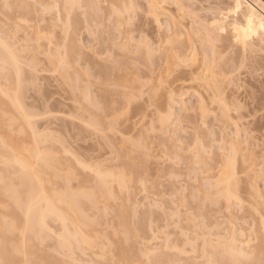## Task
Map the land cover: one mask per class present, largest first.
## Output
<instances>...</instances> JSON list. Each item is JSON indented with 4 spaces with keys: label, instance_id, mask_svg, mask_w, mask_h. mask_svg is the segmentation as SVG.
Segmentation results:
<instances>
[{
    "label": "rangeland",
    "instance_id": "obj_1",
    "mask_svg": "<svg viewBox=\"0 0 264 264\" xmlns=\"http://www.w3.org/2000/svg\"><path fill=\"white\" fill-rule=\"evenodd\" d=\"M93 1L90 2V4L92 3L91 6H93ZM112 1L115 2L101 0V11L98 10L99 19L97 18L92 21V17L94 18L97 15L96 12L94 16L92 11L89 15L90 17H88L91 19L89 23L86 22L88 18H84L86 21H83V16L87 17L88 14L83 15V8H80L81 5H79L78 8H74V10H72L73 13L78 9L75 11L76 16L72 13L75 16L72 17L77 19V24L75 23L76 21L74 22L77 28L72 30L75 25L73 26L71 22V26L73 27L71 28L68 20L73 18L67 17L66 13L68 12L67 10L65 11L63 0H0V40L5 41V43L7 42V46L10 45L9 47L11 49L8 48L14 52V56L16 54V59H18L16 62L17 64H15L20 67L19 71L21 70L19 73L17 71L19 77L18 83L15 82L14 78L5 80L4 77L0 76V87L4 88L8 95H11L12 92H17L22 110L27 114V119L33 123L32 126L34 125V130L37 131V133H35L36 138H40H37L39 147L44 149H46L45 147L51 148L52 154L56 155L55 158L58 156L60 157L57 158V162L60 161L58 162L61 166L60 168L64 171L70 170V172L74 173L73 175L75 176H72L70 181L72 190H88L87 188H90L89 186L92 187V185H90L91 180L87 181V178L84 177H88L89 179L94 178L96 176V170H100L101 168H105V170H107L106 168H109V170L111 168V171H113L112 173L118 172L119 166H110H113L114 162H116L115 159H113L114 151L117 148L115 144H117L116 146H120L125 142H119L121 137L128 139V142L125 145L123 144L124 146L129 145L130 141L137 138L141 141L140 143H143V146L145 145L144 147L147 148L146 150L149 152L147 155H149V157L147 156L148 159L146 164L144 163L142 173L140 172L142 179L141 181L139 180L140 182H126V184H128L127 186L125 185L126 188L123 186L124 188L122 187V190L117 187V181L112 182L115 179L113 178L111 184L108 183L111 194L109 197L111 198L108 199L106 197V200L102 195V197L97 196L98 199L96 201L98 203H95V208L93 205L90 207L88 203L84 205L83 210L85 215L93 222L91 223L88 220L91 226L88 224L85 229L96 241V245L93 248L95 252L105 251L108 248L114 249V243L117 240V235H115L117 232L115 233V230H118V227L121 228L122 226H117V218H115L116 216L113 217V213H115L113 211L118 209L117 207L120 204L126 203L128 207L130 206L133 208V211L131 210V212H133V216L131 217L133 218H130L135 224L134 228L135 226L137 227L135 242H137V246L142 242L141 248L145 250L143 252H146L144 255H141V260L137 264H216L217 262L213 260L215 257H209L210 252H212L211 250H213L212 248L214 247L215 249V245L218 244L216 240L220 243L230 242L232 239H234L235 245H238L237 247L244 249L243 256L241 254L239 256L231 254V256L235 255V257H239L236 263L253 264V261L249 259L252 257H248L249 253L247 250H249L251 244L255 243V237L264 232V125L262 126V124H264V52L261 50L260 52L262 53L258 54V51H255L254 54L257 55V58L253 53V55L248 54L249 56H244L246 62L240 55L239 58L235 56L240 60V63L244 61L242 65H240L236 58H234L236 60L233 59L234 61L231 60L234 62V65L231 61L228 62L227 68L231 66V68H233L235 65L241 67L240 69L236 67L238 70L233 68L232 70L235 71L229 69L231 74L230 72H228L229 74L227 72H225L227 74L221 73L222 76L226 75L223 77L224 79L228 76L226 80L230 77L228 80L231 81L228 82V86L225 85L226 83L224 85L222 84L224 86L222 90H226V87H228V91H224V98L228 97L227 95L230 94L227 101L233 98L234 103L238 106L236 107V105L233 104L232 99L230 102L236 109L230 112L229 109H234V107L230 106L231 104L227 102V105H229L228 111L230 112L229 117L231 120L233 119V121L231 123H229L230 121L227 122L228 124L220 122V119L224 118L216 117V114L219 112L218 106L213 109V111L218 109L214 111L217 112L214 115L213 112H210V109L213 107L210 108L209 106L211 105H209L208 107L210 109L208 116L210 117V115H212V119L209 117L205 118V120H208V118L211 120H208L209 122L206 120L208 123L204 121V123H206L202 125L203 131H207L206 136L204 137L205 133L203 135V132H200V135H203L205 139L207 136V139H209V136L212 138L206 148L209 152H205V155H208L209 158L221 152L229 154L231 151L230 145H233L237 141L242 149L238 154L243 153L246 155L247 153V155H250L254 162L252 167H254V169L260 168L263 172H260V175L251 176L252 172H254V169H252V172H250L251 175L249 172L248 174L244 173V175H249L248 177L246 176L247 178H244L243 174L239 171L240 169L237 170L240 176V188L239 191H237L239 192L238 198L240 195V205L232 204V206L230 205L226 208L222 197H219V201L217 200L218 202L215 201L207 205L205 202L208 201L209 196H211L210 193L213 191L212 185L210 186V184H213L214 181L212 180H214L215 176L217 177V175H215L216 168H214L213 165L216 166L215 163L218 160L220 161V158L214 157L215 159H212L214 162L217 159L215 163L210 161L211 159L205 158L208 159L211 164L213 162L211 168H208L209 170L203 165L206 163L210 166V164L207 163L208 161L203 163L202 161L199 162L200 166L202 163L203 168L202 166L199 167L196 160L193 162L195 159L192 156V153L194 154L195 152L193 142L200 141L198 139L194 141V138L197 137L201 139V136L198 133H196V135H198L195 136L194 129L192 127L190 128L192 117H189L190 121L186 119L185 115L187 111L185 110V112L180 108L182 104H187L188 107L193 106L194 108L191 107V109L193 108L191 113H194V109L197 110V105L195 104L198 99L196 97L199 96L197 92H199L200 88L197 92L194 91L197 87L191 88L189 85L191 84L189 83L191 79H189L187 72H176V75L173 72V74L178 77H175L174 80V75L172 77L166 76L163 80L161 78L164 76L161 75L162 77L160 78V72H137L140 76L137 78L138 80L141 79L139 81H142V84L137 86L133 91L138 96L135 95L136 97L134 96L135 98L129 101L128 104H125L124 101L120 99H117L118 102H113L115 103L114 107L116 110L110 116L117 117L118 122L121 123L117 125L116 130L109 131L105 134L98 130L103 127L100 126V128L97 127L98 129H96L93 121L94 118L91 120L93 114L90 112L95 108H93L92 105L89 106L87 99H95L94 94H97L95 86L93 85L94 87H92L91 85L93 82L98 81V78L94 76L97 73L94 71L96 65H105L111 60H116L121 63L125 59L140 65L138 62L139 36L146 35L148 40H145L150 41L151 45H153L152 50H156L155 47L159 48L165 45L161 34L164 31L163 23L168 19V14L170 12L173 15H182V22L191 21L188 23L189 25L196 26L198 24L199 27H201L207 23L204 22L207 16L206 14H208V18H206L205 21L209 19L211 11L216 8L213 7V9H210V7L215 6L214 4H217L219 7V5L225 3L221 2L222 4L218 5L219 1L216 2V0H166V2L160 5H162L161 7L163 10L167 11V14H162V12H160L161 9L160 11H156V16L153 11L150 10V0H132L134 6L132 5L130 9L123 7L121 0ZM248 1L250 2L251 0ZM79 2L81 1H78V3ZM86 2H84L85 5L88 4V2ZM252 2H255L254 4L257 2L258 5L264 4V0H253ZM84 3L82 0L81 4L83 5ZM113 3H115L114 6ZM228 4H230V1ZM180 6L182 7L180 8ZM85 7V11L89 10L88 5ZM225 7L222 5V8ZM113 8L115 12H112ZM169 10L170 12H168ZM217 10L218 9H216V11ZM208 11H210V13ZM86 13H88V11ZM202 13L204 15L203 20ZM213 13H216L215 10ZM199 18H201L202 22L205 24L201 23ZM193 20H195V23L196 20L199 21L201 25L198 22L192 24ZM136 24H139L142 28H138L139 25ZM165 25L166 24H164V26ZM134 26H136L138 30ZM66 36H68L69 40L71 39V43ZM74 38H78L77 45L80 44V48H82L79 49L81 52L78 51L80 52L79 55H77L78 46H76V40ZM66 39L69 41L68 45L75 42L73 43V47L76 50L72 53H76L73 55V62H71L70 58L68 59L71 62L70 64L68 62L69 67L74 63L73 68L71 67L70 69L68 67V71H70L68 76L70 74L73 78L77 79L76 75L79 74L78 77L80 81L79 79L77 81L80 82L82 85L81 87L79 84L74 83L73 86V78L70 76L69 78H64L67 72H62V74L59 71L60 69L58 70V66H60L58 63L59 61H57L58 57L60 56L59 58L62 59L64 56L65 59L66 53L64 54V52L69 48L68 45L65 44L68 42ZM64 45L67 47L65 48ZM142 46L143 44H141V47ZM260 55L261 57L258 58ZM248 57L250 59L255 57L258 60L253 58L252 61V59L250 60ZM254 60L258 62L260 60V62H262V64L259 62L261 66H258V63H256V65ZM257 66L258 68H256ZM14 68L16 69L15 65L13 66V70H15ZM74 69H77V71H74ZM86 69L87 71L90 70V72L93 71L91 72L93 75H85V73H87ZM13 70L11 72H14ZM87 76L91 78V81H88L90 78ZM86 77L89 83L92 82L90 85L85 81ZM70 78L71 80H69ZM182 79H184V83L188 81L184 85L189 83L187 86H184V89ZM77 81L75 83H77ZM160 81L161 85H159ZM179 82L182 86L179 85ZM194 82L195 81L192 83L193 85ZM87 83L91 88H88V86L86 87L90 90H87L86 95L89 98L86 99L85 97L87 96H82L80 88H84L83 90L86 91V88L83 86ZM195 83L197 84V82ZM179 86H181L182 89ZM189 86L191 89H186ZM167 90H171L175 98L173 104L174 108L172 107L174 109L173 112H175L173 116L175 115L178 119L184 118L183 121H174L173 119L177 118L172 117V122L171 119H169L168 126L165 125L164 129L163 127L160 129L156 118L159 114H166L160 113L162 109L159 103H161L164 109L165 103L167 104ZM202 91L203 89L201 88V95L203 94ZM226 92H228V94H226ZM204 94L202 95L203 97H205ZM0 96L6 97L4 93H0ZM90 100L89 103H91ZM212 105L215 106L217 104ZM183 107L182 105V108ZM158 108L161 110L157 111ZM237 108L239 109L237 110ZM191 109H188V112ZM196 113H198V111L194 114ZM177 114L179 116H177ZM194 114L192 116H194ZM14 115L17 117L20 115L16 109L14 110ZM232 115L238 118H233L231 117ZM187 116H190V113H188ZM196 116L198 117V115ZM196 116H194L195 122L197 121L195 120ZM214 118H219V120H213ZM107 119H109V117ZM197 119L199 122V117ZM17 121H15V124L18 125L19 120ZM186 121L189 122L187 123ZM193 122L192 126L194 125ZM204 126L207 127V129H205ZM199 130L201 131V128H199ZM209 132L212 134L208 135ZM167 133H170L168 137ZM37 134L39 136H37ZM170 136H172L171 139H169ZM109 137L111 141L110 139L108 140ZM202 141L205 140L202 138ZM202 145L204 146V143H202ZM180 147L181 151L178 150ZM187 148L190 149L187 150ZM172 150H174V152L179 151V154L182 153L185 162H182L183 159L180 158L181 162L177 161V163L174 164L173 162H176L174 158L175 161L173 159L171 163L169 157L173 155L170 154ZM212 151L217 152L211 154ZM238 154L236 155L237 157ZM248 157H246V163L248 162ZM238 158L240 159L241 157ZM243 159L244 157L242 156L240 160L241 163H244L242 161ZM240 161H237V163H240ZM1 163L2 162H0V170L1 167H3ZM115 165L117 164L115 163ZM195 165L199 169H202L199 170ZM102 172L104 171L102 170ZM256 172H258V170ZM82 178L86 179V181H83ZM111 178L112 177H110L109 180ZM208 181H210L209 185L206 183ZM249 181H251V183L253 182L254 186H252L253 184L251 183L250 185ZM248 184L250 187L252 186L254 190L250 188ZM58 185L59 184H57V186ZM207 186H209L208 189ZM54 187L56 188V185ZM89 190L92 191L91 188ZM209 191L210 193H208ZM255 192L258 193L256 194ZM201 202H203V205L197 207V203ZM114 207H116L115 210ZM194 207H197V210L200 209L202 212L199 211L202 215L201 213L198 214L199 212L197 210L196 212ZM203 211L204 214L208 215H204V217ZM48 224L51 232L53 230L54 232H52L50 238H47L42 245L43 248L46 249L43 250L46 252L53 248L51 246H54L52 244L57 238L55 232L57 230L60 232L59 229L61 228L59 225L60 223H57V221L50 220ZM120 235L122 236L121 233ZM207 239H211L212 241L209 244L206 243V241L203 243L204 240ZM246 241L249 243L248 246L245 245L247 244L245 243ZM220 247L216 249H221ZM60 254L63 257L68 254L64 259V262H66L63 264H109L108 260H102V256L98 254L92 255L88 249L83 247L72 252L70 251L65 255H63L64 253ZM133 256L135 255L133 254L132 257ZM105 261H107V263H104ZM58 262L61 264L63 261L58 260ZM115 264H123V262L119 260Z\"/></svg>",
    "mask_w": 264,
    "mask_h": 264
},
{
    "label": "bare ground",
    "instance_id": "obj_2",
    "mask_svg": "<svg viewBox=\"0 0 264 264\" xmlns=\"http://www.w3.org/2000/svg\"><path fill=\"white\" fill-rule=\"evenodd\" d=\"M78 1L82 2V0H63V6L65 7V11L67 10V12L69 13V15L68 13H66L68 18H73L76 16L75 11L78 9H76L74 13L72 10H74V8H78L79 5H81L80 8L84 9V12L82 9L83 15L88 14L87 17L83 16V21L87 20L86 22L88 23L90 22L91 19H89L88 17H90L89 15L92 13V11H93L92 14H94V16H95V13L97 12V15L94 18L92 17L93 15L91 16L93 19L92 21L98 18V15H99L98 10H100V7H101L100 5L101 0L100 1L99 0H96V1L86 0L88 2V4L86 5L84 3L86 1L83 0V3H84L83 5L81 4V2L78 3ZM92 1H93V6L95 7L91 6L92 3L90 4V2ZM97 1L99 4L97 3ZM108 1L115 2L112 0H108ZM229 1H230V4H228ZM229 1L216 0V2H218V5L222 4L221 2H224L225 4H222V5L224 7L227 5L228 6L225 7L226 9L222 8V5H219L218 7L217 4H214L215 6L210 7V9H213V7H216V8H214L211 11V15L209 14L210 17L207 21H205V19L208 18L207 17L208 14H206L207 16L204 19V22L205 23L207 22L206 24L202 22L204 18V15L202 13L203 15V17L201 15L202 20L201 18H199L201 20L200 22L205 24L201 26L202 29L201 27H199L198 24H197L198 28H197V25L196 26L189 25L188 23H190L191 21L190 22L185 21L186 23L184 21L182 22L181 20L183 17L182 15H173L169 10L168 12H170L169 13L170 15L168 14V19L166 20V22H164L165 20L163 21L164 31L161 34L163 36V42H165V45H162L159 48L155 47V49L159 52H157L156 50H152L153 45H151L150 41L145 40L147 39L146 35H144L146 38L144 36H139L140 43L138 44L139 45L138 62L140 63V65L136 64V62H130L127 59H125L121 63H119L116 60H111L109 63L105 65H96L94 71H96L97 73L94 76L98 78V81H95L93 82V84H91L92 82L91 83L88 82V81H91V78L87 76L88 78H90V80L87 81V77H86L85 81H87L89 85L91 84L92 87L95 86V91L97 93L96 95L94 94L95 99L92 98L90 100V98L86 95L87 90L90 91L86 87L88 86V88L89 87L91 88V86H89L88 83L85 86H83L86 88V91L83 90L84 88H80L82 85L79 82L80 78L78 77L79 76L78 73H77L78 75H76L77 79L73 78V76L69 74V76L72 77L74 80V82H72V85L73 83L79 84L80 85L79 88L81 89L82 96L83 95L84 97L87 96L85 98L86 99L89 98V100L91 101V103H89V100L87 99L89 106L92 105V107L95 108L91 110L90 113L93 114V115L91 114L93 116V117L91 116L92 118L91 120H93L94 118L93 121L96 126V129L100 128V126L103 127V128L98 129L103 134L109 131L111 132V131L116 130L117 125L120 124L121 122H118L117 117L110 116L116 110L114 107L115 103L113 102H118L117 99H120L124 101L125 104H128L129 101H131L133 98L136 97L135 95L137 94L134 93L133 90L137 86H140L142 84V81H139L141 79L138 80L137 78V77H140L137 74V72H160L159 76L161 78L162 77L161 75H163L164 77L161 78L163 80L166 76L172 77L176 72L178 73V72L184 71L188 73L189 79H191V81H189V83L191 84L189 83L188 84L191 86V88L197 87V89L194 90L195 92H197L198 89L200 88L199 92H197L199 96L196 97L198 99L195 104L197 105V108H196L197 110L194 109V113L197 111L198 113L196 114L191 113L194 107L189 106L190 107L189 108L187 104H186L187 107L185 104H182L184 107L182 108V105H181L180 109L187 111V112L185 111L186 112L185 118L189 120V117L190 118L192 117L191 118L192 122L194 121V118H195L194 116L198 115L199 122L197 119L198 117L196 116L195 120L197 121L193 122L194 124L193 126H192V122L189 120L191 123V124L189 123L191 125L190 128L192 127L194 129L195 136H197L198 134L200 135V132H203V135L205 133L204 137L206 136L207 131L206 130L203 131L202 125H205V123L208 120L212 119V115H210V117L208 116L209 109L212 107L213 108L210 109V112H213L215 115V113L217 112H214V111L218 109H215L214 111L213 109L218 106L217 108H219V112H218L219 116L217 113L216 117L224 118V119H220V122H224L228 124L227 122L230 121L229 123H231L233 119L231 120V118L229 117L230 112L232 110L235 111L236 107L238 106L237 104L234 103L233 98H232L233 99L232 102L234 105H236V107L233 106V104H231L230 102L232 100L231 98L229 101H227V99H229L230 94L227 95L228 97L225 96L226 98H224V91H228L227 90L228 87L226 86H228L229 84L228 82L230 80L228 79L230 77L226 80L228 76L224 79L223 77H225L226 75L222 76V74L225 72L228 73L230 72V70L235 71V70H238L237 68L239 69L241 68L239 67V65L238 66L235 65V67H233L235 68V70H232L233 69L231 68L232 66L230 68L226 67L229 61L236 58L235 56H238L239 58V55H240L241 58L243 57V60H244V56H247L248 54L250 55L252 53L254 54L255 51H258L257 52L258 54L264 52V4H262L263 6L258 5L257 2L256 4H254L255 2L253 3L252 2L253 0H251L250 2L248 0H229ZM121 2H122L121 4L123 7L129 8V9L132 5L134 6V3L132 4L133 2L132 0H121ZM150 2H151L150 10H152L153 13L156 15L157 14L156 11L158 10L160 11L162 9L161 7L162 5L160 4L163 2H166V0H150ZM114 4L115 3H113V6ZM87 5L89 6L88 7L89 10L85 11L86 9L85 6ZM181 7L182 6H180V8ZM216 9L218 10L216 11ZM214 10L216 12L215 14L213 13ZM87 11L88 13H86ZM112 12H115L114 8ZM160 12H162V14H167V11L163 9ZM208 12L210 13V11ZM84 18L85 19L88 18L89 20L88 19L85 20ZM197 20H196V23L197 22L199 23V21ZM68 21L70 22L69 26H71V22L73 23V26L75 25L74 28L71 26V28H73L72 30H75V28H77L76 26L77 19L73 18ZM194 21L195 20H193L192 24L195 23ZM74 22L76 24H74ZM164 24L166 25L164 26ZM136 25H139V24H136ZM139 27L140 25L138 26V28ZM138 28L136 27L137 30ZM140 28H142V26ZM66 38L68 39V36H66ZM67 39L66 41L69 40ZM77 39L78 38L75 39L76 40L75 42H76V46H78L77 47L78 48L77 52H78L80 51L79 49H82V48H80L81 47L80 44L77 45L78 44ZM69 41L65 44L68 45ZM73 43L68 45L69 47L67 48L68 50L66 49L64 52V54L66 53L65 56L67 59L66 58L65 59L67 61L64 59V56L62 57V59H60L59 58L60 56H59L57 60L59 61L58 63L60 65L58 66L59 67L58 70L60 69L59 70L60 73L67 72L66 73L67 75L66 76L64 75L65 77L63 76L64 78H69L68 73L70 71H68L69 70L68 67H69V64L73 62L74 60L73 55L76 54V53L72 54L73 52L76 51L75 48L73 47ZM141 44H143L142 47H141ZM0 45H1L0 46L1 48L0 49V76L4 77L5 80H10L14 78L15 82L18 83L19 77H18L17 71L19 73L21 70L19 71L20 67L16 65L17 64L16 62L18 60L16 59L17 56L16 54L14 56L13 54L14 52L10 50L11 49L9 47L10 45L7 46V42L5 43V41L0 40ZM64 46L65 48L67 47L66 45ZM261 50L262 52H260ZM80 52H78L77 55H79ZM72 56H73V59H72ZM255 57L257 58V55H255ZM255 57L253 58L256 59ZM260 57L261 55L258 58ZM263 57H264V53H263ZM69 58L71 62L68 60ZM253 58H251L252 61H253ZM237 60L240 63V60L239 59ZM233 61L231 62L234 65ZM244 61H241L240 65H242V62L244 63ZM259 62L255 61V64L258 63V66H261L262 62H260L261 64H259ZM14 65L16 67V69L14 68L15 70H13ZM71 65L72 66L69 67L70 69L71 67L73 68L74 63H72ZM258 66L256 68H258ZM17 67H18V70H17ZM12 70L14 72H11ZM75 70L77 71V69H74V71ZM256 70H259V69H256ZM91 72L90 70H88L87 71L88 74L85 73V75L92 76L93 74H91ZM175 75L173 76V80L175 79V77L178 78ZM78 79L79 81H77ZM69 80H71V78ZM183 80L184 79H182V81ZM76 81L77 83H75ZM175 81H178V80H175ZM193 81L197 82V84L194 82V85H193L192 84ZM181 83L179 85H181ZM185 83L183 81V84H182L183 89H184V86L188 85V84L184 85ZM222 84L226 85L225 86L226 90L225 89L222 90V87H224ZM159 85H161V81L159 82ZM181 86L179 87L181 88ZM190 86L187 87L186 89H189ZM201 88L203 89L202 91L203 94L205 92L204 95L206 99L205 97L202 96L203 94L201 95V92H200ZM166 92L168 94L167 104L165 103V106H164L163 105L164 103L162 102L163 103L162 105L166 108V110L165 108L163 109V107L161 106V103H159L160 104L159 106L163 111L160 108L157 109V111L161 110L160 113H166L165 115L159 114L156 118V121L160 129L162 127L164 129L165 125L168 126V123L170 121L169 119H171V122H172V117L173 118L176 117L175 115L173 116V114L175 113L173 112L174 110L173 104H174L175 98L173 97L171 90H167ZM0 93H4L6 95V97L0 96V159H1L0 162H2L1 164H3V167H1V170H0V264H55V263L60 264L58 260L63 261L61 262V264H63L66 262V261L64 262V259L68 255L66 253L70 251L72 252L74 250H78L82 247L85 249H88L92 255L98 254L102 256L103 257L102 260L103 261L105 259L108 260L109 264L110 263L115 264L119 260L122 261L123 264L139 263L141 260V255H144V253L146 252H143L145 250L141 248L142 242L139 244V246H137V242H135L136 235H137L136 234L137 227L135 226L136 229L134 228L135 224L133 223L131 219L133 218L131 217L133 216L132 215L133 212H131V210L133 209L132 207L130 206L128 207V204L126 203L125 204L122 203L118 207L116 206L118 208L116 210H115L116 207H114L115 211L113 212L115 213H113L114 215L113 217L116 216L115 218H117L116 222L119 224L118 225L116 223L117 226H122V227L121 228L118 227L119 229L117 228L118 230H115V233L117 232L115 234L117 235V240L114 243V249L112 250L108 248L105 251L103 250L104 252L100 251L98 253L93 250V248L96 245L95 239L85 229L86 225L90 224L91 226V223L93 222H91L90 218L87 217V215H85L83 208L86 203L90 204V207H92L91 205H93L95 208L96 206L95 203H98L96 201L98 199L97 196L100 197L102 195L104 196L106 200L107 198L108 199L111 198L109 197V195L111 194H110V186L108 185V183L111 184V180H113V178L115 179L112 182L117 181L116 182L118 185L117 187L121 188L122 190L124 187L126 188L128 183L132 181L133 183L135 182L137 183V181L140 182L142 180L140 172L142 173L143 165L144 163L146 164V161L148 159L147 156L149 157V155H147V153L149 154V152H147L148 151L146 150L147 148L144 147L145 145L143 146V143L141 144L140 143L141 141L135 137L136 139H133L132 141H130L129 145L124 146L128 142V139L121 137V140H119V142L125 141L123 143L124 145L122 144L123 146L122 145L116 146L117 144H115V147L117 148L115 151L113 150L114 151L113 159H115L116 162L113 161L114 162L113 166L112 165L110 166V167L119 166L120 171L118 169V172L114 171L115 173H112L113 171H111V168L110 170L109 168H106L107 170H105V168H101L100 170H96V176H95L96 178L94 177L95 179L94 178L89 179L88 177H84V178H87V181L91 180L90 185H92V187L91 186L89 187L92 189V191L89 190L90 188H87L88 190H85V189L72 190L70 186V181L72 179V176H75L73 175L74 173L70 172V170L64 171L63 169L60 168L61 166L60 164H58V162L60 161L57 162V158H60V157L58 156L57 158H55L56 155L54 154L55 155L54 156L52 154L51 148L49 149V147L48 148L45 147L46 149H48L46 150L44 148L39 147V142L37 139L39 137L36 138V134H35L37 133V131L34 130L35 129L33 128L34 125L32 126L33 123H31V121L27 119V116H26L27 114L22 110L20 103H19L20 101L18 99L17 92H12L11 95H8L6 94L5 89L0 87ZM91 94H88V95H91ZM226 94H228V92H226ZM227 102H229V104H231L230 106L234 107V109L230 107L231 108L230 110L229 105H227ZM212 104H217V105L214 106ZM191 107L193 108L191 109ZM15 109L20 114L18 117L14 115ZM188 109H191V110H189L188 112ZM228 109L230 112L228 111ZM238 109L239 108H237V110ZM228 112H229V115H228ZM188 113H190V116H187ZM193 114L194 116H192ZM177 116L179 115L177 114ZM108 117L109 119H107ZM207 117L211 119L208 118V120L206 119L207 120L206 121L205 118ZM231 117L236 118L237 116L235 117L234 115H232ZM176 118L177 119H173V120L183 121L184 117L182 119H178V117ZM219 118H214L213 120L215 119L219 120ZM17 120H19L18 125L15 124L16 123L15 121ZM189 121H186V122L188 123ZM204 121L206 122L204 123ZM263 125L264 124H262V126ZM199 128H201V131L199 130ZM204 128L207 129V127L205 126ZM196 133L198 134L196 135ZM167 134L166 135L168 137L170 133H167ZM211 134L209 132L208 135H211ZM203 135L202 136L200 135L201 139L197 137L194 138V141L198 139L200 140L199 142H195V143L193 142L194 144L193 147L195 148V152L194 154L192 153V156L195 159L194 161L193 160L192 161L195 162L196 160L198 164L200 161H202V163L208 161V159H205L206 157L209 158L208 155L207 156L205 155V152L208 151V149L206 148L208 147L212 138L211 136H209V139H210L209 140L207 139L208 137L207 136L205 139ZM37 136L39 135L37 134ZM171 138L172 136L169 137V139ZM202 138L205 141H202ZM109 139L110 137L108 138V140ZM201 141L202 143H204V146L202 145ZM120 147H124V148H120ZM189 149L187 148V150ZM174 150H172V153H170V154H173L174 156L172 155L169 157L171 159V163L173 162L174 158L176 159V162H173L174 164L177 163V161L181 162V159L183 160L185 159L182 153H180L181 155L178 153L179 151H181V147L178 148L179 150L178 152L177 151L174 152ZM230 150L231 151L229 152V154L225 152L214 154L213 152L215 151H212L211 154H214V155L212 156H210L211 154L209 155L210 156L209 159H211L210 161H213L212 159H215L214 157L220 158V161L218 160L219 163L217 159L215 160V162L217 161L216 163L213 161L216 166L213 165V162L211 164V162L209 161L207 163H209L210 166L206 163L203 164L205 165L204 167H206V169L208 168L210 169L211 165H213V167L216 168V173H215V170H214V173L215 175H217V177L214 175L215 178L214 180H212L214 182L213 184L212 183L210 184V186L212 185L211 187L213 191H211V193L210 191L208 192L210 193L211 196H209L208 201L205 202L207 205H210L217 200L219 201V197L223 198L222 200H224L226 208H228L230 205L232 206V204L240 205V201H239L240 195L238 198L239 192H237L239 191V188H240L239 171L241 172V174H243L244 178H247L249 175H244V173L248 174L249 172L250 174V172H252V169H254V167H252V164H254V162H253V159H251L252 157L250 155H247V153L246 155H244L243 153L238 154L239 152H241L242 149L240 148L239 143L237 141L233 145H230ZM237 154H238V157H241V158L242 156L244 157L242 161L246 165L244 163H241L240 161L241 158L239 159L236 156ZM245 156L246 157L250 156L247 158L248 159L247 163H246ZM183 160L182 162H185V160L184 161ZM237 161H240V163L239 162L237 163ZM115 163L117 165H115ZM202 163H201V166H202ZM239 165L243 167H240ZM201 166L199 164V167ZM102 170L104 172H102ZM255 170L256 171L258 170V172H256ZM259 170L261 169L260 168L254 169L253 170L254 172H252V175L251 174L250 175L251 176L260 175V172H263V171L262 170L259 171ZM110 177L112 178L109 180ZM82 180L86 181V179H83V178ZM126 182L128 183L126 184ZM209 182L210 181L206 183L209 185ZM250 183L251 181H249V184ZM57 184H59L58 185L59 187L57 186ZM251 184H253L252 186H254L253 182ZM55 185H56V188L58 187L59 189L58 188L56 189L54 187ZM108 186H109V190H108ZM252 186L250 188L254 190ZM208 187L209 186H207V189ZM202 205H203V202L197 203V207H201ZM197 207H194L195 211L197 210ZM199 210H197L199 212L198 214L202 212L201 210H200L201 212ZM204 215L207 216L208 214H204V211H203V216ZM50 220L57 221V223L59 222L60 223L59 225L61 226V228L59 229L60 232H58V230L55 232L56 233L55 235L57 238H56V241L52 244L54 246H51L53 248L50 247L51 249L49 250L47 249L50 252L48 251L46 252L44 251L46 249H44L42 245L47 238H50V236L52 235V232H54V230L51 232L50 227L48 226L49 225L48 222ZM88 220L91 223L88 222ZM86 231L88 232L89 235L87 234ZM120 233L122 234V236L120 235ZM255 239H256L255 243L251 244L249 246V250H247L249 253L248 257H252L249 259L253 261V264H264V232H262L261 235H257ZM207 240H204L203 243H205L206 241V243L209 244L212 241L211 239L208 241ZM216 242L218 243L217 245L222 244L220 245L222 247L215 245V249L219 247L221 249L215 250L214 247L212 246L213 247L212 249L217 253L211 250L212 251L210 252L211 255L209 254V257L216 258V259L213 258V260L217 262L216 264H237L236 261L239 259L238 256L240 254L242 256L244 255V249H242L241 247H237L238 245L237 244L235 245L234 239L230 241L231 243L230 242H220L219 243L218 240H216ZM245 243L244 244L248 246L249 244L248 241H246ZM60 253H64L63 255L66 254L65 257H63ZM132 253L135 256L132 257L133 255ZM212 253H215V254H212ZM231 254H236L238 256L236 257L235 255L231 256ZM169 260H172V259H169ZM104 263H107V261H105Z\"/></svg>",
    "mask_w": 264,
    "mask_h": 264
}]
</instances>
